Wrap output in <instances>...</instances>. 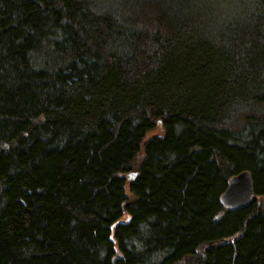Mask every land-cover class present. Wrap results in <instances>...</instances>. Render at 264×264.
<instances>
[{
	"label": "trees",
	"instance_id": "obj_1",
	"mask_svg": "<svg viewBox=\"0 0 264 264\" xmlns=\"http://www.w3.org/2000/svg\"><path fill=\"white\" fill-rule=\"evenodd\" d=\"M0 264H264V0H0Z\"/></svg>",
	"mask_w": 264,
	"mask_h": 264
},
{
	"label": "water",
	"instance_id": "obj_2",
	"mask_svg": "<svg viewBox=\"0 0 264 264\" xmlns=\"http://www.w3.org/2000/svg\"><path fill=\"white\" fill-rule=\"evenodd\" d=\"M255 198L253 181L248 171L233 175L226 189L220 196V201L227 209L234 211L246 207Z\"/></svg>",
	"mask_w": 264,
	"mask_h": 264
},
{
	"label": "bare ground",
	"instance_id": "obj_3",
	"mask_svg": "<svg viewBox=\"0 0 264 264\" xmlns=\"http://www.w3.org/2000/svg\"><path fill=\"white\" fill-rule=\"evenodd\" d=\"M250 204H251V202H250ZM248 205H249V204H248ZM248 205H247V206H248Z\"/></svg>",
	"mask_w": 264,
	"mask_h": 264
}]
</instances>
